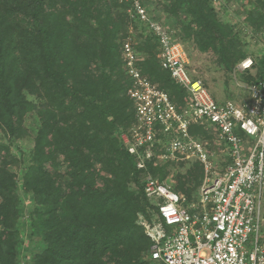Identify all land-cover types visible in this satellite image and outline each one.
Wrapping results in <instances>:
<instances>
[{
    "label": "trees",
    "instance_id": "1",
    "mask_svg": "<svg viewBox=\"0 0 264 264\" xmlns=\"http://www.w3.org/2000/svg\"><path fill=\"white\" fill-rule=\"evenodd\" d=\"M135 1L144 7L152 0H0V264H19L22 216L39 246L26 264H154L140 222L156 211L145 176L171 181L186 201L196 200L199 162L151 160L139 169L121 139L135 122L122 49L130 27L142 76L176 105L186 99L162 69L157 37L135 14ZM157 3L175 39L215 54L227 75L249 56L243 84L264 79V0L245 11V23L263 38L254 48L212 0ZM189 132L215 150L212 129L191 124ZM23 140L32 143L28 150ZM262 206L263 218L264 194Z\"/></svg>",
    "mask_w": 264,
    "mask_h": 264
},
{
    "label": "built area",
    "instance_id": "2",
    "mask_svg": "<svg viewBox=\"0 0 264 264\" xmlns=\"http://www.w3.org/2000/svg\"><path fill=\"white\" fill-rule=\"evenodd\" d=\"M139 20L157 37L158 58L186 91L183 105L142 76L130 38L123 42L125 68L132 81L128 96L134 104L135 122L121 139L137 167L147 161L199 162L203 183L197 198L188 202L173 190V183L147 174L144 194L155 204L150 220L140 217L152 241L154 264H264L260 242L264 194V79L246 85L249 101L217 102L200 79L187 71L184 46L166 28L152 20L145 7L134 2ZM253 67L251 57L236 70ZM212 129L213 144L225 155L219 161L208 140L192 136L189 126Z\"/></svg>",
    "mask_w": 264,
    "mask_h": 264
},
{
    "label": "rangeland",
    "instance_id": "3",
    "mask_svg": "<svg viewBox=\"0 0 264 264\" xmlns=\"http://www.w3.org/2000/svg\"><path fill=\"white\" fill-rule=\"evenodd\" d=\"M157 1L158 0H152L150 3H148V6L144 5L149 17L158 19L155 21H162L164 27L170 31V34L171 32L174 33V31L177 30L168 26V23L166 22L167 19L164 18V12L160 10V5L157 3ZM212 2L218 12L219 17L224 22H229L231 25H233L234 28L239 31V34L248 42L250 48L262 45V35L253 32L244 21L245 11L247 10L246 8H248L249 4L253 3L254 0H212ZM133 34L134 31L132 27H130L127 36L124 38V40L127 41L128 38H130L138 60V54L135 50L137 40L133 38ZM172 37L173 39H175L173 35ZM175 40L184 45L188 59L187 67L190 71L189 73L187 69L189 76L192 78L191 75H193L201 79L205 83L206 88L209 90V92L217 102L221 103L229 99V97L231 99H235L234 101L239 102V100H242L247 97V90L245 85L243 84V81L240 78L239 72H237L236 74L227 75L217 62L215 54L210 51L203 52L199 50L190 40H183L179 37L178 40ZM125 71L127 74L126 69ZM20 143H23L22 147H25V150H28L32 146V143L30 141L28 142V140L20 141ZM214 147L216 151V157L219 161L221 158L225 157V155L219 149L218 145H215ZM30 204L31 200L26 196L23 199V207L25 211L29 209ZM263 220L264 217L262 218L259 233L260 242L262 241L264 232ZM21 221L23 223L24 232L22 234V256L20 257L19 264H26V262L29 261L30 256L35 252L39 251V246L38 242H36V239L30 238L28 234V228L26 226V219L24 218V216H22Z\"/></svg>",
    "mask_w": 264,
    "mask_h": 264
}]
</instances>
